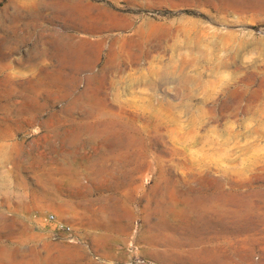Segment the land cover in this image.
<instances>
[{
	"label": "rangeland",
	"instance_id": "obj_1",
	"mask_svg": "<svg viewBox=\"0 0 264 264\" xmlns=\"http://www.w3.org/2000/svg\"><path fill=\"white\" fill-rule=\"evenodd\" d=\"M21 263L264 264V0H0Z\"/></svg>",
	"mask_w": 264,
	"mask_h": 264
},
{
	"label": "built area",
	"instance_id": "obj_2",
	"mask_svg": "<svg viewBox=\"0 0 264 264\" xmlns=\"http://www.w3.org/2000/svg\"><path fill=\"white\" fill-rule=\"evenodd\" d=\"M58 227L62 228L64 231L70 233L71 232V227L67 224L61 223L60 225H58Z\"/></svg>",
	"mask_w": 264,
	"mask_h": 264
},
{
	"label": "bare ground",
	"instance_id": "obj_3",
	"mask_svg": "<svg viewBox=\"0 0 264 264\" xmlns=\"http://www.w3.org/2000/svg\"><path fill=\"white\" fill-rule=\"evenodd\" d=\"M32 260V259H31ZM33 262V261H32ZM22 264V263H21ZM27 264H32V263H27Z\"/></svg>",
	"mask_w": 264,
	"mask_h": 264
},
{
	"label": "crops",
	"instance_id": "obj_4",
	"mask_svg": "<svg viewBox=\"0 0 264 264\" xmlns=\"http://www.w3.org/2000/svg\"><path fill=\"white\" fill-rule=\"evenodd\" d=\"M64 218V217H63Z\"/></svg>",
	"mask_w": 264,
	"mask_h": 264
}]
</instances>
